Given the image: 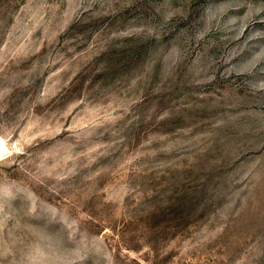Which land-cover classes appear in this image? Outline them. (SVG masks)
I'll return each instance as SVG.
<instances>
[{"label": "rangeland", "instance_id": "1", "mask_svg": "<svg viewBox=\"0 0 264 264\" xmlns=\"http://www.w3.org/2000/svg\"><path fill=\"white\" fill-rule=\"evenodd\" d=\"M0 264H264V0H0Z\"/></svg>", "mask_w": 264, "mask_h": 264}]
</instances>
